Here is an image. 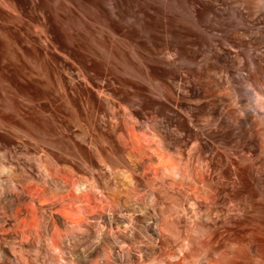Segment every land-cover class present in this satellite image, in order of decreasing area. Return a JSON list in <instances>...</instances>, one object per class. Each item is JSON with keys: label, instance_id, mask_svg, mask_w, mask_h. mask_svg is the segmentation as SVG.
Segmentation results:
<instances>
[{"label": "rangeland", "instance_id": "1", "mask_svg": "<svg viewBox=\"0 0 264 264\" xmlns=\"http://www.w3.org/2000/svg\"><path fill=\"white\" fill-rule=\"evenodd\" d=\"M248 74L264 0H0V264H264Z\"/></svg>", "mask_w": 264, "mask_h": 264}, {"label": "bare ground", "instance_id": "2", "mask_svg": "<svg viewBox=\"0 0 264 264\" xmlns=\"http://www.w3.org/2000/svg\"><path fill=\"white\" fill-rule=\"evenodd\" d=\"M244 79H246V80L250 79L251 80L250 84H251L252 87L250 88L249 93H248V91H247V93L255 100V102H256L255 104L259 105L261 108H264V100H262L261 97H260V96L264 95V89L259 87L258 82L254 81L255 79L252 80L251 76L249 74L247 76L245 75ZM170 167L174 168V164H171ZM1 171H3V172L5 171L4 167H1ZM2 181H3L2 178H0V185L2 184ZM80 184H82V183H80ZM79 188L80 187H77V189H79ZM3 189H4L3 187H0V195H2V194L8 195L9 192H10V196L17 202L21 201L24 198V194L22 192L16 190L15 186H13L14 192L7 191L8 189H6V190H3ZM23 209L24 208L19 209L17 211V214H20V211H23ZM50 221H51L52 225H56V224L64 225L66 227V230H70V227L67 226L66 221H64L58 215H55V214L51 213L50 214ZM62 236L63 235L61 233L57 232V231L50 233L51 243L52 244H58ZM194 264H197V263H194Z\"/></svg>", "mask_w": 264, "mask_h": 264}, {"label": "water", "instance_id": "3", "mask_svg": "<svg viewBox=\"0 0 264 264\" xmlns=\"http://www.w3.org/2000/svg\"><path fill=\"white\" fill-rule=\"evenodd\" d=\"M260 177H264V170L260 173Z\"/></svg>", "mask_w": 264, "mask_h": 264}]
</instances>
